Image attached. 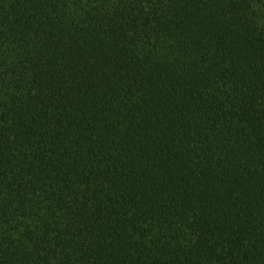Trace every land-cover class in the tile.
<instances>
[{
    "label": "trees",
    "instance_id": "obj_1",
    "mask_svg": "<svg viewBox=\"0 0 264 264\" xmlns=\"http://www.w3.org/2000/svg\"><path fill=\"white\" fill-rule=\"evenodd\" d=\"M0 264H264V0H0Z\"/></svg>",
    "mask_w": 264,
    "mask_h": 264
}]
</instances>
